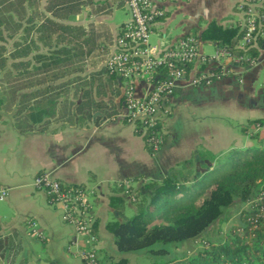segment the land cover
I'll return each instance as SVG.
<instances>
[{
	"label": "trees",
	"instance_id": "16d2710c",
	"mask_svg": "<svg viewBox=\"0 0 264 264\" xmlns=\"http://www.w3.org/2000/svg\"><path fill=\"white\" fill-rule=\"evenodd\" d=\"M40 1L0 0V111L13 110L16 116L35 105H46L56 106L55 116L70 122L72 109L95 121L114 117L117 107L111 96L120 93L118 78L102 63L113 41L110 30L104 22L69 21L81 4L92 0H45L44 9ZM257 10L262 13L264 5ZM257 23L250 42L242 45L244 28L239 22L222 25L210 20L201 37L240 56L239 64L247 67L264 47V18ZM249 123L259 126L264 120L254 118ZM31 127L25 119L15 122L18 131ZM258 143L232 148L223 157L197 149L160 179L125 189L124 194L132 197L133 214L105 223L116 248L143 256L152 264H264V139ZM145 146L154 153L147 142ZM60 184L64 188L82 186ZM260 193L259 203L242 210L241 222L218 239L203 241L189 255L178 251L235 197L247 201ZM127 201L119 194L109 196L110 206L121 213ZM92 231L96 234L95 220ZM1 247L0 239L4 264H26L18 259L20 241L11 238L8 248ZM95 256L97 264H130L127 257L113 259L97 248Z\"/></svg>",
	"mask_w": 264,
	"mask_h": 264
},
{
	"label": "crops",
	"instance_id": "0c3cea01",
	"mask_svg": "<svg viewBox=\"0 0 264 264\" xmlns=\"http://www.w3.org/2000/svg\"><path fill=\"white\" fill-rule=\"evenodd\" d=\"M107 1L109 5L105 0L81 4L76 19L69 21L83 25L91 21L104 22L113 38L118 26L127 18L113 25L106 22L104 17L111 15L114 6H124L122 0ZM218 1L205 0L203 5H187L190 0H182L178 8L161 17L155 30L166 33L167 37L170 21L186 10L188 18L178 24H184L182 32L168 36L169 40L191 33L197 37L202 52L209 54L204 51V45H212L213 51L218 45L201 37L207 23L216 20L222 25H232L243 19V12L238 8L243 0ZM45 3V0L40 1L41 9ZM87 4H92L93 10L87 8L89 17L83 23L77 14ZM111 44H108V52ZM141 87V83L137 84L138 91ZM111 97L118 109L119 94ZM187 99L206 101L218 111L222 108L230 120L221 119L216 123L197 120L194 124L181 119L179 123V114L171 112L164 122V141L154 153H150L143 138L117 116L95 121L93 116L76 114L72 109L70 122L55 116L56 106L35 105L16 116L13 110L0 111V186L7 189L6 198L0 201L1 248H8V240L12 238L20 241V253L24 248H34L35 243L43 248L41 254L34 251L35 262L31 264L41 261L82 264L73 250L72 227L60 219L59 207L48 203L45 193L33 186L34 175L45 172L64 184H80L91 189L97 249L113 259L127 257L132 264V257L140 255L119 251L113 235L105 228L108 220L125 216L124 211L118 212L110 206L109 196L126 197L127 204L133 207L129 202L131 194L125 195V189L160 179L197 149H206L223 157L232 148L250 146L254 134L257 141L264 139V124L249 123L254 118L264 120V47L258 50L253 63L247 67H234L231 73L221 75L207 85L181 84L172 97V111ZM20 119L32 124L31 129L18 131L15 122ZM28 220L37 222L43 231L42 237L29 231ZM1 252L0 264H4ZM20 253L18 258L24 260ZM26 264L30 263L26 261Z\"/></svg>",
	"mask_w": 264,
	"mask_h": 264
},
{
	"label": "built area",
	"instance_id": "2783aa9c",
	"mask_svg": "<svg viewBox=\"0 0 264 264\" xmlns=\"http://www.w3.org/2000/svg\"><path fill=\"white\" fill-rule=\"evenodd\" d=\"M127 19L118 26L104 65L117 75L119 106L115 116L132 126L153 152H157L165 138L164 122L171 113L172 97L183 83L207 85L221 75L231 73L239 64L240 56L217 47L211 54L202 52L195 35L187 33L173 40L166 33L156 32L157 24L166 12L179 7L182 0H122ZM264 0H243L238 8L243 12L240 26L244 34L240 45L250 42L260 17L257 6ZM157 37L151 40V35ZM253 63V60L251 61ZM209 65V68H206ZM242 67V66H241ZM141 83L138 91L137 84ZM34 188L45 193L48 203L60 209V219L73 229V246L78 248L82 264H97V237L92 231L94 214L91 189L85 186L64 188L60 181L38 172L32 179ZM7 189L0 186V201ZM261 193L251 204H258ZM250 204V205H251ZM263 207L259 206V213ZM29 231L38 237L43 231L34 220H28Z\"/></svg>",
	"mask_w": 264,
	"mask_h": 264
},
{
	"label": "rangeland",
	"instance_id": "374dc122",
	"mask_svg": "<svg viewBox=\"0 0 264 264\" xmlns=\"http://www.w3.org/2000/svg\"><path fill=\"white\" fill-rule=\"evenodd\" d=\"M204 1L205 0H190V2L187 5H190L192 3L193 4L195 3L197 5H203ZM185 7L186 5L183 7V9H185ZM87 8L90 10L91 9L93 10V5L87 4L83 6L82 10L77 14L79 15L77 16V18H79L80 22L84 23L87 21V18L89 17L87 14V11H88ZM186 12H187L186 10L185 11L182 10L181 12L177 13L173 17V19L170 21L169 26L167 28L168 34H167L166 39H169L168 36H174L182 32L184 28V24H180V25L178 24L181 20L188 18L189 14ZM74 18L76 19V16L72 17L71 20L73 21ZM104 18L106 22H108L111 25L122 22L124 19L127 18V11H126L125 6L123 5L114 6L111 12V15L105 16ZM155 36L156 35L154 34L151 35V40H153ZM204 51L209 54L212 53L213 46L210 44L204 45ZM171 112L172 113L174 112L173 115H176L177 113L179 114L178 115L179 123H181L180 122L181 119H182V122L188 121V122H193L194 124H197L196 122L197 120H202V121L209 122V123L210 122L216 123L218 122V120H221V119H225V121L230 120L226 110L222 108H220L219 111L215 110L213 106L211 105L208 106L206 101H203V100L201 101L197 99L196 100H190V99L184 100L182 101L181 105L177 106L175 110L173 111L171 110ZM256 138L258 137L257 136L254 137L251 145L254 146V145L259 144ZM253 198L254 197H250L249 200L243 201L240 197H235L228 206H225L224 208H222L220 215L216 219L212 220L202 231L186 239L185 245H182L178 251H181L189 255V254H192V252L195 249L202 247L203 241L218 239L221 235L226 233L231 226L235 224H239L241 222V212L242 210L249 208ZM133 212H134L133 207L129 206V204L126 203L124 207V215L129 217L133 214ZM42 249L43 248H41V246L35 243L34 248H24L23 251L20 253V256L23 257L25 262L28 261L31 264L35 262L34 261L35 256L33 254L34 251L36 253L41 254ZM73 250L75 254L78 256V248H75V246H73ZM149 263H151L150 260L143 256L132 257V264H149Z\"/></svg>",
	"mask_w": 264,
	"mask_h": 264
},
{
	"label": "water",
	"instance_id": "95a60500",
	"mask_svg": "<svg viewBox=\"0 0 264 264\" xmlns=\"http://www.w3.org/2000/svg\"><path fill=\"white\" fill-rule=\"evenodd\" d=\"M41 263H43V264H47V262H45V261H41Z\"/></svg>",
	"mask_w": 264,
	"mask_h": 264
}]
</instances>
